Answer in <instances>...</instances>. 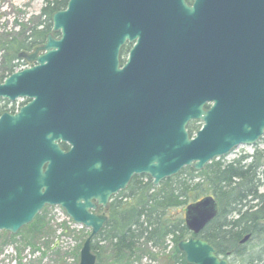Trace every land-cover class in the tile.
<instances>
[{
  "label": "water",
  "instance_id": "obj_1",
  "mask_svg": "<svg viewBox=\"0 0 264 264\" xmlns=\"http://www.w3.org/2000/svg\"><path fill=\"white\" fill-rule=\"evenodd\" d=\"M52 25L20 54L30 67L0 82V99L30 101L0 118V231L16 235L59 206L91 229L79 264H96L92 241L108 217L94 211L134 177L159 186L264 137V0H69ZM192 121L203 124L193 138ZM218 212L206 197L185 224L199 235ZM178 247L188 264H230L202 238Z\"/></svg>",
  "mask_w": 264,
  "mask_h": 264
},
{
  "label": "trees",
  "instance_id": "obj_2",
  "mask_svg": "<svg viewBox=\"0 0 264 264\" xmlns=\"http://www.w3.org/2000/svg\"><path fill=\"white\" fill-rule=\"evenodd\" d=\"M68 2L49 1L40 16L44 20L36 28L27 29L19 41L0 46V81L20 67L16 61L22 52L34 51L44 44L52 32L53 15L66 9ZM129 50L128 44L122 49V56ZM193 125L194 122L189 128L191 135L198 130ZM224 159L213 161L200 172L185 168L158 187L149 177H135L128 189L114 198L109 221L92 242L97 264H134L145 257L154 259V251L166 253L168 242L173 247L165 258L167 264H188L178 248L181 241L193 236L186 227L184 210L206 197L216 200L219 213L199 237L231 264L244 255L243 264H264V193L260 192L264 186V151L256 150L230 164H225ZM44 214L30 226L43 220L39 237L46 235L50 227L44 223ZM247 235L250 240L242 244ZM256 242L259 243L255 246Z\"/></svg>",
  "mask_w": 264,
  "mask_h": 264
},
{
  "label": "rangeland",
  "instance_id": "obj_3",
  "mask_svg": "<svg viewBox=\"0 0 264 264\" xmlns=\"http://www.w3.org/2000/svg\"><path fill=\"white\" fill-rule=\"evenodd\" d=\"M49 1L52 0H0V46L13 40L19 41L26 35L27 29L36 28L44 20L40 16ZM22 30V35L19 36ZM2 56L3 52H0V69ZM21 62L20 67L28 64L26 61H23L24 64ZM256 150L264 151V140L259 145L237 148L224 159V163L230 164L241 156H251ZM260 192L264 193V186ZM43 213H46L44 223L50 224L44 236L39 237L38 234L39 224L43 220L33 227H25L17 235L0 231V264H79L80 251L91 229L76 225L58 208H51L46 212L43 210L41 214ZM27 237H31V240ZM167 244L166 253L154 251V259L145 257L134 264H167L165 258L173 247L170 242ZM255 249L259 250L258 247ZM245 257L246 255L236 257V264H243Z\"/></svg>",
  "mask_w": 264,
  "mask_h": 264
},
{
  "label": "flooded vegetation",
  "instance_id": "obj_4",
  "mask_svg": "<svg viewBox=\"0 0 264 264\" xmlns=\"http://www.w3.org/2000/svg\"><path fill=\"white\" fill-rule=\"evenodd\" d=\"M186 2H187V4L189 6H193L194 0H186ZM56 36L59 37L58 35H56ZM132 47H133V44L130 45V50L132 49ZM130 50H129V52L126 55L121 56V60H120L121 67H123L126 64L127 59H128V56H129V53H130ZM150 72H151V79H155V80H158V81H167L168 83L172 82V76H171V74H167V73L162 72V71H157L156 69H151ZM181 79L182 80H186V76L185 75H181ZM210 108H211V104L210 103L206 104L205 111H209ZM193 122H194V125L193 126L196 129H200V127L202 126V124L200 122H197V121L190 122L188 124L187 128H186L187 129V132H188V134L190 136H191V134H190V129L189 128H190V125ZM196 131H198V130H196ZM60 146H61V148L64 151H69L71 149V145H69L68 143H60ZM111 204H112V202L110 203V205L108 206V208H104L103 206H99L98 207V210H97V213L98 214H104V215L110 216Z\"/></svg>",
  "mask_w": 264,
  "mask_h": 264
}]
</instances>
